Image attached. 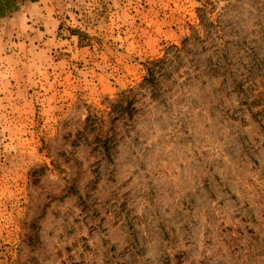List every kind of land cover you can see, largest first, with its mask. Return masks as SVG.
Masks as SVG:
<instances>
[{
    "label": "rangeland",
    "instance_id": "374dc122",
    "mask_svg": "<svg viewBox=\"0 0 264 264\" xmlns=\"http://www.w3.org/2000/svg\"><path fill=\"white\" fill-rule=\"evenodd\" d=\"M34 6L0 19V264H264V0Z\"/></svg>",
    "mask_w": 264,
    "mask_h": 264
},
{
    "label": "trees",
    "instance_id": "16d2710c",
    "mask_svg": "<svg viewBox=\"0 0 264 264\" xmlns=\"http://www.w3.org/2000/svg\"><path fill=\"white\" fill-rule=\"evenodd\" d=\"M40 0H0V19L8 17L13 12L24 11L27 6ZM166 61L165 56L147 61V75L139 86H132L119 92L115 98L107 99L106 115L90 113L84 121L85 129L81 137L93 139L95 146L110 152L126 120L133 117L138 107L136 101L142 88L156 84V72L160 71ZM87 132V133H86ZM54 162H57L54 160Z\"/></svg>",
    "mask_w": 264,
    "mask_h": 264
},
{
    "label": "crops",
    "instance_id": "0c3cea01",
    "mask_svg": "<svg viewBox=\"0 0 264 264\" xmlns=\"http://www.w3.org/2000/svg\"><path fill=\"white\" fill-rule=\"evenodd\" d=\"M42 4V0H40V1H38L37 3H34V4H31V6H33V7H36V6H34V5H41ZM30 6V5H29ZM28 7V6H27ZM25 9H27V8H25Z\"/></svg>",
    "mask_w": 264,
    "mask_h": 264
}]
</instances>
